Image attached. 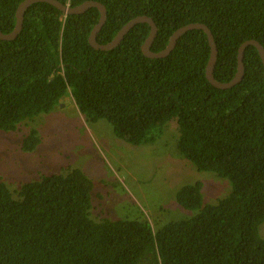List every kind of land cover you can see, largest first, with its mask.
Segmentation results:
<instances>
[{
	"label": "trees",
	"instance_id": "1",
	"mask_svg": "<svg viewBox=\"0 0 264 264\" xmlns=\"http://www.w3.org/2000/svg\"><path fill=\"white\" fill-rule=\"evenodd\" d=\"M25 0H0V29L11 33ZM71 7L98 1L108 11L97 40L112 42L133 19L158 26L152 51L179 29L208 26L218 47L216 80L231 82L249 40L264 47V0H58ZM98 8L67 15L49 3L26 11L15 40L0 39V130L49 114L72 97L91 122L107 120L133 146L155 143L177 120L178 149L199 172L229 179L232 191L205 204L204 185L183 186L178 203L199 213L159 230L146 220L92 218L93 181L79 169L52 174L12 192L0 182V264H264V64L246 48L243 80L219 89L207 78L211 46L191 30L165 58L143 52L151 26H135L109 51L89 42ZM42 140L33 129L22 150Z\"/></svg>",
	"mask_w": 264,
	"mask_h": 264
},
{
	"label": "rangeland",
	"instance_id": "2",
	"mask_svg": "<svg viewBox=\"0 0 264 264\" xmlns=\"http://www.w3.org/2000/svg\"><path fill=\"white\" fill-rule=\"evenodd\" d=\"M177 122L168 123L155 143L133 146L117 137L107 120L89 121L74 99L66 97L16 132L0 130V182L16 192L28 182L79 169L95 185L93 219L146 220L159 230L199 213L178 203L183 186L202 182L205 204L217 203L233 188L229 179L197 171L180 153ZM33 129L42 143L25 152L22 141ZM260 230L264 236V224Z\"/></svg>",
	"mask_w": 264,
	"mask_h": 264
},
{
	"label": "water",
	"instance_id": "3",
	"mask_svg": "<svg viewBox=\"0 0 264 264\" xmlns=\"http://www.w3.org/2000/svg\"><path fill=\"white\" fill-rule=\"evenodd\" d=\"M41 2L42 3H49V4L57 7L58 9H60L61 11H63L67 15L83 14V13L87 12L90 8H98L101 12V18H100V21L98 22V24L93 29V31L90 35V38H89V42L92 45V47H94L97 50H102V51H109V50L115 49L116 47H118L121 44L124 37L135 26H137L138 24H141V23H147L151 26V33H150V36L148 37V39L146 40L145 44L142 47L144 54L147 57L153 58V59L165 58L174 50V48L177 45L178 40L185 33L189 32L191 30H195V29L203 30L207 34L208 39H209V43L211 46V58H210L209 65L207 67V73H206L207 78L211 82L212 85H214L215 87H217L219 89L232 88V87L236 86L237 84H239L243 80L244 74H245L244 55H245V51H246L247 47H249V46L256 47L259 51V54H260L261 59H262L263 64H264V47L262 46V44H260L258 41H255V40L246 41L241 46V48L239 49L238 71H237L235 78L231 82H228V83L219 82L218 80H216V78L214 76V71H215V67L217 64V60H218V47H217V44L215 42L214 35L208 26H206L204 24H200V23H194V24H190V25H187V26L179 29L171 37L169 46L165 50H163L159 53H156V52L152 51V46H153L154 41H155L157 34H158V26L154 22V20L152 18H150L149 16H140V17L133 19L132 21L127 23L120 30L117 37L112 42H110L108 44H101V43H99L97 38H98L100 31L102 30V28L104 27V25L107 22L108 11H107L106 6L104 4L98 2V1H87V2H85L79 6L71 7L69 5H65V4L61 3L58 0H25L23 3H21V5L19 6V8L17 10V14H16L17 15V24H16L15 29L9 34H4L0 29V39L7 40V41L15 40L19 36V34L21 33V31L23 29L24 17H25V14H26V11L28 10V8L35 3H41Z\"/></svg>",
	"mask_w": 264,
	"mask_h": 264
}]
</instances>
